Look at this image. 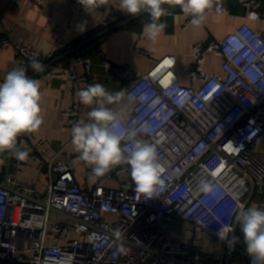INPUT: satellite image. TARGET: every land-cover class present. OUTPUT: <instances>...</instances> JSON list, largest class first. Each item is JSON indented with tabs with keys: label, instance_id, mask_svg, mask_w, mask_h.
<instances>
[{
	"label": "built area",
	"instance_id": "built-area-1",
	"mask_svg": "<svg viewBox=\"0 0 264 264\" xmlns=\"http://www.w3.org/2000/svg\"><path fill=\"white\" fill-rule=\"evenodd\" d=\"M32 1L44 7V0ZM257 5V0L245 3L251 21L260 20ZM71 7L78 12L83 5L73 0ZM124 18L113 12L102 26L111 30ZM0 46L15 47L25 68L33 58L54 59L53 53L45 56L10 35H0ZM100 47L92 40L77 46L74 66L90 72L92 55ZM209 55L222 59L221 75L207 72ZM192 56L187 72L192 86L180 83L176 58L166 56L130 82L127 95L135 104L129 114L111 108L121 125L117 134L126 141L135 131L136 139L157 150L163 171L152 197L137 192L131 176L119 189L104 186L121 174L130 175L127 165L113 167L93 190H84L75 176L79 155L48 164L50 182L44 193L13 173H0V264H179L174 258L209 262L204 251L174 238L179 222L205 230L224 242L230 254L250 258L244 238V250L230 238L240 230L234 220L238 203L247 207L255 193L264 194V159L256 152L264 139V37L243 25L222 40L195 44ZM60 76L94 82L92 75L79 76L75 69ZM64 116L75 124L79 107H70ZM19 140L37 152L34 158H43V142L32 133L19 136L17 146ZM204 183L214 191H203ZM54 210L75 221H53L61 217ZM221 223L234 227L229 239L218 235Z\"/></svg>",
	"mask_w": 264,
	"mask_h": 264
},
{
	"label": "crops",
	"instance_id": "crops-1",
	"mask_svg": "<svg viewBox=\"0 0 264 264\" xmlns=\"http://www.w3.org/2000/svg\"><path fill=\"white\" fill-rule=\"evenodd\" d=\"M72 1L44 0V7L39 8L32 0H0V35H10L14 41L27 43L45 56L54 54L53 60L41 62L46 66L45 71L29 75L41 82L40 103L44 122L31 133L43 142V158H34L37 152L22 144L21 140L18 147L28 152L26 160L19 161L7 153L0 154V158L4 159V163L0 164V173H13L17 179L41 193L48 190L50 182L48 164L53 160L67 161L79 155L71 144L74 124L68 123L64 113L77 105L80 111L78 121L87 120V113L92 107L81 104L77 95L80 89L92 82L85 84L60 74L75 69L79 76L92 75L93 83H102L109 92L121 94L109 107L129 114L135 104V100L127 95L130 82L147 74L164 57L176 58L175 72L180 83L192 86L194 83L187 77V72L194 63L192 54L195 44L222 40L243 25L251 26L264 37V0H257L259 21H251L247 17L249 12L245 3L250 0H215L213 8L207 10L206 21L199 27L188 22L189 15L181 11L179 4L166 0L162 3V7L167 9L166 14L169 10H179L180 13L174 15L172 25L165 24L164 31L155 42L149 40L142 31L143 25L149 22L146 13L136 16L126 14L120 10L119 0H97L101 7L91 3L87 8L83 6L80 11L74 12ZM113 12L125 16L122 19L125 21L107 30L103 28L102 22ZM161 19L163 22L164 19ZM87 40L101 46L99 52L92 55L90 72L83 65L75 67L72 62L76 47ZM59 44L63 47L59 48ZM20 61L15 47L0 46V81L8 71L20 67ZM105 62L109 66H104ZM222 62V59L209 55L207 72L221 75ZM49 73L53 76H49ZM256 152L264 159V139ZM75 164L77 183L86 191L93 190L100 178L92 182L89 179L91 167L81 160ZM129 179L130 175L121 174L105 182L104 186L119 189ZM254 195L253 203L248 206H263L264 194ZM172 233L183 244H191L195 250L204 251L210 257L206 264H252L251 258L242 253L230 254L224 242L189 222L177 223ZM237 237L239 242L236 245L244 250L243 233L240 230Z\"/></svg>",
	"mask_w": 264,
	"mask_h": 264
},
{
	"label": "clouds",
	"instance_id": "clouds-1",
	"mask_svg": "<svg viewBox=\"0 0 264 264\" xmlns=\"http://www.w3.org/2000/svg\"><path fill=\"white\" fill-rule=\"evenodd\" d=\"M85 8L92 0H78ZM215 0H173L181 11L191 16L193 26H201L207 19V10L212 9ZM100 4H95L99 7ZM120 10L136 16L146 13L149 22L142 27L146 37L155 42L166 25L161 17L167 9L162 7V0H119ZM219 11V8H217ZM34 72L45 71L46 66L38 59L29 61ZM41 82L28 75L25 67H16L8 71L0 81V154L24 161L28 157L26 150L17 146V138L25 133L35 132L44 122L41 114ZM79 101L85 106H92L87 113V120L76 122L71 129V144L79 153V159L91 167L89 179L95 182L105 176L117 165L129 166L130 176L135 190L151 198L160 184L163 171L154 145L136 139L137 133H128L127 140L117 134L115 129L121 125L116 114L109 107L119 98L120 93H111L99 82L88 84L77 93ZM4 159L0 158V164ZM202 190L213 192L214 186L204 183ZM235 223L243 233L246 251L252 264H264V206H245L238 203L234 215ZM218 233L221 239H229L234 231L232 224L221 223ZM239 242L231 236L230 243Z\"/></svg>",
	"mask_w": 264,
	"mask_h": 264
},
{
	"label": "water",
	"instance_id": "water-1",
	"mask_svg": "<svg viewBox=\"0 0 264 264\" xmlns=\"http://www.w3.org/2000/svg\"><path fill=\"white\" fill-rule=\"evenodd\" d=\"M100 2H98L97 0H92V4H97ZM101 7V6H100ZM179 10H169L168 13L166 14L167 16H163L161 18L164 19L163 22H165L166 25L170 26V24L172 25L173 21H174V15L176 14H179ZM161 22H162V19H161ZM55 213L57 214H60L61 216H63L64 218L68 219V220H72V221H75L71 216L67 215V214H64L63 212H59V211H56L54 210ZM175 261H177L179 264H189L185 261H182V260H179V259H176L174 258Z\"/></svg>",
	"mask_w": 264,
	"mask_h": 264
},
{
	"label": "trees",
	"instance_id": "trees-1",
	"mask_svg": "<svg viewBox=\"0 0 264 264\" xmlns=\"http://www.w3.org/2000/svg\"><path fill=\"white\" fill-rule=\"evenodd\" d=\"M128 18V17H127ZM26 69L28 70V75L32 74L34 71L29 67V64L26 66Z\"/></svg>",
	"mask_w": 264,
	"mask_h": 264
},
{
	"label": "rangeland",
	"instance_id": "rangeland-1",
	"mask_svg": "<svg viewBox=\"0 0 264 264\" xmlns=\"http://www.w3.org/2000/svg\"><path fill=\"white\" fill-rule=\"evenodd\" d=\"M59 219H64V217L62 218V217H59V216H54L53 221L59 220Z\"/></svg>",
	"mask_w": 264,
	"mask_h": 264
}]
</instances>
